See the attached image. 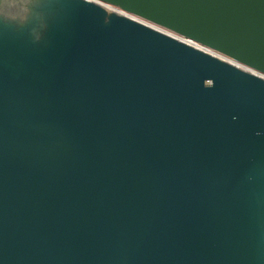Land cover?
I'll use <instances>...</instances> for the list:
<instances>
[{
    "label": "water",
    "instance_id": "obj_1",
    "mask_svg": "<svg viewBox=\"0 0 264 264\" xmlns=\"http://www.w3.org/2000/svg\"><path fill=\"white\" fill-rule=\"evenodd\" d=\"M0 0V264H264V78L89 0ZM264 76V0H98Z\"/></svg>",
    "mask_w": 264,
    "mask_h": 264
},
{
    "label": "built area",
    "instance_id": "obj_2",
    "mask_svg": "<svg viewBox=\"0 0 264 264\" xmlns=\"http://www.w3.org/2000/svg\"><path fill=\"white\" fill-rule=\"evenodd\" d=\"M89 1H92V2H94V3H96V4L100 5V6H103V7L107 8V9H109V10H112V11L118 13V14H121V15H123V16H126V17H128V18H130V19H132V20H134V21H136V22H139V23H142V24H144V25H146V26H149V27H151V28H153V29H155V30H157V31H160V32H162V33H164V34H167V35H169V36H171V37H173V38L179 39L180 41H182V42H184V43H186V44H188V45H190V46H192V47H195V48H197V49H199V50H201V51H204V52H206V53H208V54H210V55H212V56H215V57H217V58H219V59H221V60H224V61H227V62H229V63H232V64H234V65L240 67L241 69L247 70V71H249V72H251V73H253V74H255V75H258V76L264 78L263 75L258 74V73H256L255 71H252V70H250V69H247V68H245V67H243V66H240V65L234 63L232 60L226 58L225 56H223V55H221V54H219V53H217V52H214V51H212V50H210V49H208V48H206V47H204V46H201L200 44H198V43H196V42H193V41H191V40L184 39V38H182V37L176 36V35H174L173 33H170V32H168V31H166V30H164V29H162V28H159V27H157V26H155V25H153V24H151V23H148V22H146V21H144V20H142V19H139V18H137V17H135V16H132V15H130V14H127V13L121 11L120 9L116 8V7H113V6H111V5L105 4V3L100 2V1H98V0H89Z\"/></svg>",
    "mask_w": 264,
    "mask_h": 264
},
{
    "label": "flooded vegetation",
    "instance_id": "obj_3",
    "mask_svg": "<svg viewBox=\"0 0 264 264\" xmlns=\"http://www.w3.org/2000/svg\"><path fill=\"white\" fill-rule=\"evenodd\" d=\"M5 2H6V1H5V0H3V1L1 2V4L3 3V5H4V4H5Z\"/></svg>",
    "mask_w": 264,
    "mask_h": 264
}]
</instances>
